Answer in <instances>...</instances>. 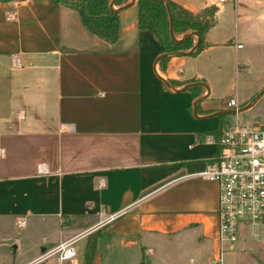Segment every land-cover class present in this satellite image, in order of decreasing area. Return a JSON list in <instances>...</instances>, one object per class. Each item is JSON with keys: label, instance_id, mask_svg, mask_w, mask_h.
Listing matches in <instances>:
<instances>
[{"label": "crops", "instance_id": "crops-1", "mask_svg": "<svg viewBox=\"0 0 264 264\" xmlns=\"http://www.w3.org/2000/svg\"><path fill=\"white\" fill-rule=\"evenodd\" d=\"M171 1L205 19L208 45L158 61L168 88L154 69L163 45L139 28L135 0L119 10L112 44L55 0H0V218L59 219L52 248L103 226L109 236L98 244L188 229L203 251L211 248L217 185L197 173L220 153L208 137L224 119L213 126L208 115L232 109L227 101L237 96L222 99L206 73L220 71L224 51L245 46V75L260 81L245 104L264 87V66L253 65H264V0H231L234 29L222 38L217 13L230 10L227 0ZM249 19L257 23L244 26ZM98 244L91 264L100 262Z\"/></svg>", "mask_w": 264, "mask_h": 264}, {"label": "rangeland", "instance_id": "rangeland-1", "mask_svg": "<svg viewBox=\"0 0 264 264\" xmlns=\"http://www.w3.org/2000/svg\"><path fill=\"white\" fill-rule=\"evenodd\" d=\"M227 1L226 4L230 7V10L227 11L226 8H222L217 13V34L221 38L223 36L227 37L234 29L231 19L233 8L231 0ZM236 9L240 11L238 7ZM238 20L239 27H242L240 23L242 18L239 17ZM256 23L257 20L249 19L247 22H243V25L253 26ZM219 50L208 52L211 61L214 59V55L220 56L218 54L220 53ZM246 50L245 46L243 49H227L222 53L224 55H221L225 56L226 54V57H224V62L221 63L220 71L211 70L206 73L208 84L211 88L216 87L215 89L222 96V99L225 100L229 94L237 96L238 108L244 106L246 102L245 95L260 83L259 80H251V76L245 75L242 64ZM215 59L217 60V57ZM253 65L257 68L264 66L260 62ZM238 67L239 72L237 73L235 68ZM225 107L227 108L226 104L224 109H226ZM48 114L41 115L43 122L51 116ZM219 117L228 124L256 123L263 126L264 91L248 109L237 113H225ZM219 117L214 116L208 119L209 122L213 123V126H216ZM23 220L25 224L21 225L16 223L14 219L0 218V264H54L55 254L45 258H40V256L58 242L59 219L26 216ZM243 225L245 224L239 226L236 240L226 241L222 244L221 262H214V255L219 248L217 228L216 233L214 231L212 234L211 248L206 251H203L197 245L198 233L188 229H182L176 233H154L149 236H142L137 238L132 245H126L121 241L122 237L120 236H111L109 239L104 240L105 242L102 241L101 244H98L99 264H264V219L256 220L255 223H249L246 226ZM100 230H102L101 237L106 238L109 236L105 227ZM88 234L81 240L78 239L73 242L80 258V264H83V254ZM63 264L68 263L64 262Z\"/></svg>", "mask_w": 264, "mask_h": 264}, {"label": "built area", "instance_id": "built-area-1", "mask_svg": "<svg viewBox=\"0 0 264 264\" xmlns=\"http://www.w3.org/2000/svg\"><path fill=\"white\" fill-rule=\"evenodd\" d=\"M227 106L237 109L236 99L230 98ZM208 141L220 147V153L208 159L206 169L197 174L217 185L219 255L214 257L217 263L222 260V244L237 239L241 224L246 226L264 219V125L224 121L218 139L209 136ZM53 254L54 264H78L72 240L58 243L40 258Z\"/></svg>", "mask_w": 264, "mask_h": 264}, {"label": "trees", "instance_id": "trees-1", "mask_svg": "<svg viewBox=\"0 0 264 264\" xmlns=\"http://www.w3.org/2000/svg\"><path fill=\"white\" fill-rule=\"evenodd\" d=\"M6 1V0H1ZM60 4L76 10L85 27L101 41L112 44L119 36V10L109 6L110 0H55ZM138 10V26L141 29H150L163 45V52L187 50L194 44V35L173 41L168 32V15L164 3L160 0H135ZM126 0H113V6H119ZM172 14L173 30L176 36L187 31H196L200 40L193 54L199 53L205 47L203 34L208 23L201 21L192 12L168 0ZM163 58L162 61L166 60ZM214 138L218 139L219 131H214ZM104 228V227H103ZM99 228L88 234L83 254V264H91L99 240L101 231Z\"/></svg>", "mask_w": 264, "mask_h": 264}, {"label": "water", "instance_id": "water-1", "mask_svg": "<svg viewBox=\"0 0 264 264\" xmlns=\"http://www.w3.org/2000/svg\"><path fill=\"white\" fill-rule=\"evenodd\" d=\"M160 1H162L164 3L165 7H166V11H167V15H168V23H169L168 32H169L170 38L173 41L182 40V39L186 38L188 35H196L197 36L196 43L193 45V47L189 51H187V52L191 53L196 48V46L199 43V40H200L199 34L196 31H187L180 38H176L175 35H174L172 14H171V10H170V7H169L168 0H160ZM133 2H134V0H130L129 2L121 5L120 7L116 8V9H118V10L125 9V8L129 7L130 5H132ZM109 6L111 8H114L113 7V0H110ZM178 52H180V51L163 52V53L159 54L154 60V69H155V66H156V64L158 63L159 60L167 57L168 55H170L172 53H178ZM155 73L159 77V79L165 84L166 87L171 88L170 83L168 81H166L165 79H163L157 73L156 69H155ZM194 84H198V82H193V83L187 84V86H191V85H194ZM176 91H179V90H176ZM263 91H264V87L248 103H246L244 106H242L240 108H237V109L233 108V109H228V110H224V111H216V112H213V113L209 114L208 116H218V115H222V114H225V113H237V112L246 110L256 101V99L260 96V94ZM194 112H195V108H194Z\"/></svg>", "mask_w": 264, "mask_h": 264}]
</instances>
